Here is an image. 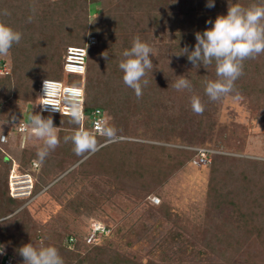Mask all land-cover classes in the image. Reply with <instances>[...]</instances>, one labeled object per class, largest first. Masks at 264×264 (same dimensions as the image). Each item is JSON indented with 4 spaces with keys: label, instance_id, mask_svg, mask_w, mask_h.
Here are the masks:
<instances>
[{
    "label": "trees",
    "instance_id": "trees-1",
    "mask_svg": "<svg viewBox=\"0 0 264 264\" xmlns=\"http://www.w3.org/2000/svg\"><path fill=\"white\" fill-rule=\"evenodd\" d=\"M102 1L105 0H0V20L22 33L19 44H14L10 50L14 60L11 74L0 79V107L4 104L11 106L13 100H21L25 103H35L34 112L31 114H39L41 82L45 79L62 81L65 75L63 70L65 56L61 58L60 48L54 43L58 41L63 46L86 47L90 35L99 37L100 42L97 46L88 47L86 74L83 77L78 76L79 78L68 80L70 84L84 86L85 122L82 124L80 121V124L77 125L73 122V117L69 116L43 115L42 117H51L53 125L57 127L72 126L76 129L83 127L90 132L96 110L106 112L108 120L105 125V135H94L98 150L90 157L97 156L100 151L121 149L122 160L117 155H113L110 159V174L119 172L121 179L125 172L131 175L138 174L136 175L138 180L144 184L148 169L140 159L133 158V155L136 153L135 146L139 145L142 148L147 145L129 140L105 143L113 140L114 137L124 136L118 134V130L124 126L125 130H128L126 118L139 112L144 113L147 118L154 117L155 122L152 120L150 122L157 124L156 116L158 114L154 113V107L151 105L154 100L152 96L157 94V89L152 88L153 83L149 78H145L149 83L143 88V95L137 98L134 90L124 84L123 72L120 69V73L107 69L108 62L103 54L108 50L112 52V56L116 54L117 59L121 60L122 52L130 48V43L127 42L123 47V44H116L114 39L118 38L120 34L122 36L123 14L129 12L131 8L147 11L154 9L153 20L159 24L170 19L176 7L179 11L181 27L187 23L193 27L192 29L196 33L211 28L212 23H207L208 21L214 23L218 15L227 14V0H215L213 8L206 7L207 0H116L109 9L101 11L96 8L100 10V13L92 22H89L88 14L96 11L95 6L100 5ZM252 2L253 4L261 2L264 5L260 0H248L247 6ZM5 11L9 15H3ZM29 16L33 17L31 22H28ZM53 24H57V26H53ZM52 28L55 30L52 31ZM48 37L51 39L49 40ZM180 37L175 45L178 54H181L182 48L185 46H188L189 51L194 49L195 39L188 41L183 33L180 34ZM180 57L187 65L193 67L186 55H180ZM31 58L41 59L38 68L43 73L37 83L32 82L30 74L27 77H22ZM55 67L60 71H56ZM195 69L199 71L195 82L204 90L205 81L211 80V76L216 78L215 62L207 69L203 66ZM107 72H111V74L107 75ZM26 86L29 89L27 93L23 89ZM229 95L250 100H264V54L244 61L243 75L235 82L234 91ZM4 112V109L0 108V115H5ZM5 118L10 120L9 115ZM160 124L166 125L164 120ZM73 133L63 131L60 133V140L63 141L67 148L66 152L69 153L67 162L75 165L80 163L84 157L78 156L73 151L74 145L71 141L65 142L64 140L66 136H71ZM8 142H0V210H3L0 216H8L12 213L13 216H10V219L6 221L8 223L0 224V249L6 250L9 244H12L13 255L3 253L1 262L11 258L12 264H23V257L19 255L18 249L28 243L34 245V239L39 238L38 232L40 231L37 228V222L30 216L28 208L22 206L24 201L13 197L10 193L8 179L13 168V159L7 152ZM127 147L128 151L126 152L124 148ZM23 153L20 168L32 167L37 161L42 164L37 175L38 179L36 178L33 183L31 192L33 195L44 185H47L50 178L65 171L66 163L64 166L61 165L64 159L60 154L45 157L41 161L37 156L38 152L25 150ZM178 153H188L191 158L193 155H197V152L185 149H178ZM90 157L85 159L83 161L85 163L82 164V162L80 166H88ZM172 159L173 157L168 154L167 163L170 164ZM118 161L122 162L121 168ZM157 172L161 174L160 170ZM116 177L115 182L118 186ZM117 186L111 188L114 197L119 196L123 190ZM127 188L128 186L125 190L129 192ZM141 197L145 199L144 196ZM137 199L138 197L133 201L138 203ZM75 205H78L82 213L84 211L87 213V209H89L84 202L71 203L72 207ZM207 206L205 224L200 226L197 231H193L189 237H186L178 229H170L166 232L163 230L157 240H153V237L158 235L156 233L157 229L161 227V223L154 228L147 223L141 224L144 216L140 214L139 206H137L131 210L128 214L129 217H126L123 223L119 222L116 230L112 225H105L109 233L103 235L95 243H87L86 231L82 234L79 232L66 234L63 237L66 245H60L59 253L64 264H74V261L76 264H127L130 258L120 251L121 244L133 248L156 242L150 253L156 257L158 253L163 254L164 256L161 258L164 259L165 264H264V160L228 154H213ZM148 208L146 205L142 206L144 210ZM219 212H222L221 216L218 214ZM228 215L229 219L226 221L225 218ZM221 223L224 224L221 225ZM10 232H13L12 235ZM115 239L116 241H114ZM61 252L64 253L63 256ZM142 264L155 263L148 261Z\"/></svg>",
    "mask_w": 264,
    "mask_h": 264
},
{
    "label": "rangeland",
    "instance_id": "rangeland-1",
    "mask_svg": "<svg viewBox=\"0 0 264 264\" xmlns=\"http://www.w3.org/2000/svg\"><path fill=\"white\" fill-rule=\"evenodd\" d=\"M115 1L105 0L95 6L96 11L88 14L89 22L99 15L100 10L104 11L114 5ZM247 1L227 0L226 5L231 6L238 3L247 7ZM260 1L264 3V0ZM255 4H261V2H255ZM154 15V9L147 11L131 8L129 12L123 14L122 36L120 34L118 38L114 39L116 44H123L124 47L128 42L131 47L134 37L140 36L141 40L147 42L153 49V55L150 54L153 70L149 71L145 78H149L153 83L152 88L157 89V94L152 96L154 100L151 104L154 107V113L158 114L156 116L157 124L150 122L154 121V117L147 118L144 113L139 112L126 118L128 130H125V126L118 130L117 133L124 136L113 138L118 141L129 140L147 145L142 148L139 145L135 146L136 153L133 155V158L140 159L148 169L144 184L138 180L136 176L138 174L131 175L128 171V174L126 172L123 174V179L119 172H112L113 176H111L109 172L110 159L113 155H117L122 160L121 149L100 151L97 156L93 157H90L93 155L90 154L87 156V158L90 157L88 159L90 164L88 166L85 164V167L80 164L87 158L75 165L68 163L69 153L66 152L67 148L60 140V133L63 131L74 132L77 129L72 126L57 127L53 125L56 127L60 142L58 146L48 151L46 157L54 154L62 155L64 161L61 162V165L64 166L66 163V168L61 174L50 178L47 185H44L33 195L30 192L29 182L38 179L37 175L42 164L39 161L35 162L39 165L37 169L34 165L25 168H20L19 165L25 150L38 152L46 146L44 140L31 134V131L25 134L20 133L18 126L21 122L30 120L29 117L31 112H34L35 103L13 100V105L4 104L0 107L5 111V115H0V138L2 135H7V141H9L6 145L7 152L13 159V168L8 179L10 193L13 197L24 201L22 206L28 208L30 216L37 222L40 232H38L39 238L34 239V246H55L59 250L60 245H66L63 238L66 234L74 232L82 234L86 231L87 236L90 225L94 221L112 225L116 230L117 226L121 222L123 223L126 217H129L128 214L131 210L137 206H139L140 214L144 216L141 224L147 223L154 228L161 223V227L157 229L156 234L158 235L154 236L153 240H157L163 230L166 232L170 229H178L186 237H189L193 231H197L206 222L207 194L212 162L209 165L195 163L196 156L193 155L191 158L188 153L180 154L178 149L194 151V148H204L215 151L216 154L264 160V100H250L249 98L233 97L229 94L215 101L210 100L202 87L195 82L199 71L191 65H187L180 56H177L178 53L175 50L181 33L188 41L195 39L193 27L187 23L181 27L179 11L176 7L171 18L159 24L153 20ZM53 26H57V24H53ZM51 30L54 31L55 28ZM92 37L95 38V43L89 47L97 46L100 42L99 37L95 35H90L87 41L89 42ZM48 39L51 38L48 37ZM54 45L59 46L61 58L66 56L70 46L60 45L58 41ZM86 46L88 47V44ZM105 52L108 55L107 69L120 73L118 67L120 60L117 59V55L113 54L112 56V52L108 50ZM40 60L31 58L22 77H27L30 74L32 82L37 83L43 73L38 68ZM13 64L11 51L7 55H0V65H2L0 70L10 71L6 75L0 73V79L11 74ZM43 64L45 65L44 62ZM54 69L60 71L56 67ZM110 74L111 72H107V75ZM179 76H184L190 81V90L178 91L173 87ZM70 78L79 77L65 73L62 81L70 83L68 81ZM215 79L217 77L211 76V80ZM23 89L26 93L29 92L27 86ZM193 95L201 98L204 105L202 114H196L191 108ZM104 113L106 115V112ZM7 115L10 116V120L5 118ZM106 119L108 120L107 115ZM163 120L166 125L162 126L160 122ZM124 150L127 152L128 147ZM168 154L173 157L170 164L167 163ZM212 155L209 154L210 157ZM123 162L125 164L124 159ZM118 165L121 168L122 162L118 161ZM158 170L161 171V174L157 172ZM114 175L117 176L118 186ZM128 183L129 185H127ZM115 186L123 189L116 197L111 193V188ZM126 186H128L129 192L125 190ZM141 196H144L145 199ZM136 197H138V203L133 201ZM151 197H158L160 203H152ZM72 202L78 204L84 202L89 208L87 213L85 211L82 213L78 205L72 207ZM145 205L146 208L149 207L146 210L142 209V206ZM2 211L1 209L0 213ZM218 214L221 216L222 212ZM10 216H13V213L8 216H0V219ZM87 217L90 219L88 220ZM226 218L225 220L228 221L229 215ZM11 230L13 231V229ZM155 243L133 248L121 244L119 249L129 256L130 261L127 264H142L148 261L165 264L164 259L161 258L164 256L163 254L158 253L156 257L150 253ZM11 246L12 244H9L3 253L12 254ZM61 254L63 256L64 253L61 252ZM2 257L3 254H0V264Z\"/></svg>",
    "mask_w": 264,
    "mask_h": 264
},
{
    "label": "clouds",
    "instance_id": "clouds-1",
    "mask_svg": "<svg viewBox=\"0 0 264 264\" xmlns=\"http://www.w3.org/2000/svg\"><path fill=\"white\" fill-rule=\"evenodd\" d=\"M215 0H207L206 7L213 8ZM3 15H9L7 11ZM32 16L28 17L31 22ZM212 27L203 32L195 33L194 49L189 51L188 46L182 48L180 55H186L194 68L203 66L207 69L215 62V80L205 81V94L210 100H218L222 96L234 91L235 82L243 75V64L246 59L255 58L264 54V5L251 4L247 7L240 4L228 6L226 15H218ZM22 33L0 20V55H7L14 44H19ZM153 55L152 47L141 40L140 36L133 39L132 46L122 52L119 69L123 72L124 84L133 89L137 98L143 95V88L149 83L145 79L147 73L153 70L150 59ZM107 59L106 52L103 54ZM48 81H44L45 97L48 95ZM176 90L191 89L190 81L179 76L173 84ZM44 97V98H45ZM42 105H51L47 102ZM55 108V107H53ZM191 108L196 114H202L204 105L197 95L191 97ZM58 109V108H55ZM59 110V109H58ZM73 122L80 124V113L77 108L72 109ZM31 132L44 140L45 148L38 151V158L43 161L50 149L59 144L56 127L51 117L43 118L40 114L30 116ZM71 141L73 151L84 158L98 150L97 140L93 133L78 128L71 136L64 138ZM33 190V188H32ZM10 217L0 219V224H6ZM23 257V264H64L59 250L55 246L36 247L32 243L23 245L18 249ZM0 254L3 250L0 249Z\"/></svg>",
    "mask_w": 264,
    "mask_h": 264
},
{
    "label": "built area",
    "instance_id": "built-area-1",
    "mask_svg": "<svg viewBox=\"0 0 264 264\" xmlns=\"http://www.w3.org/2000/svg\"><path fill=\"white\" fill-rule=\"evenodd\" d=\"M95 43V38L92 37L89 39L88 47ZM88 47L82 46H70L66 52L63 70L64 73L68 75L81 76L83 77L86 74L87 69V56H88ZM6 69V68H5ZM8 70H0L2 74H8ZM48 81V95L45 97L44 92V81ZM41 82L39 87V105L38 113L43 115H60V116H69L72 117L73 107L77 108L80 113V121L83 124L86 120L85 112V89L83 85H73L70 83H65L61 80L45 79ZM45 97V98H44ZM49 103L51 105H42L41 103ZM58 109H55V108ZM106 115L101 110H96L95 119H93L91 124V133L94 135H105V125H106ZM83 128V127H82ZM18 131L22 134L31 131L30 121L21 122L18 126ZM118 139L110 140L107 143L116 141ZM7 141V135H2L0 138L1 143ZM194 151L197 152L195 163L209 165L212 162V157L209 154H216L215 151H210L204 148H194ZM34 167L37 168L38 164L34 163ZM29 179V178H28ZM30 180V179H29ZM32 180L29 182V186L32 192L33 188ZM31 194V193H30ZM151 201L154 204H159L160 199L158 197H151ZM109 230L107 227L100 223L94 221L91 223L89 228V233L86 236V241L89 244L95 243L103 235L108 234ZM72 242V239H71ZM3 262V263H2ZM1 264H12V259L7 258L2 261Z\"/></svg>",
    "mask_w": 264,
    "mask_h": 264
}]
</instances>
